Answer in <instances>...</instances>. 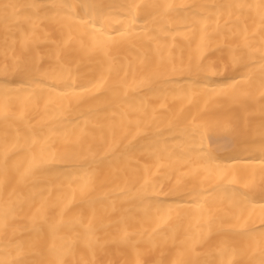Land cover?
Returning <instances> with one entry per match:
<instances>
[{
    "label": "bare ground",
    "instance_id": "1",
    "mask_svg": "<svg viewBox=\"0 0 264 264\" xmlns=\"http://www.w3.org/2000/svg\"><path fill=\"white\" fill-rule=\"evenodd\" d=\"M0 264H264V0H0Z\"/></svg>",
    "mask_w": 264,
    "mask_h": 264
}]
</instances>
